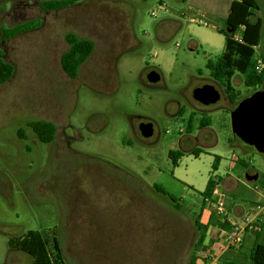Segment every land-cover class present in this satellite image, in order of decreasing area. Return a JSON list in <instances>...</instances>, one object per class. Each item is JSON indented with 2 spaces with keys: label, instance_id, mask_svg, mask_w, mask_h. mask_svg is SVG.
I'll return each mask as SVG.
<instances>
[{
  "label": "rangeland",
  "instance_id": "374dc122",
  "mask_svg": "<svg viewBox=\"0 0 264 264\" xmlns=\"http://www.w3.org/2000/svg\"><path fill=\"white\" fill-rule=\"evenodd\" d=\"M41 1L0 0V58L14 66L0 84V264H31L10 240L53 227L66 264H188L199 236L195 221L206 218L201 192L210 176L228 206L245 212L256 203L253 186L264 189V154L232 132L236 103L206 66L224 51L219 29L226 31L230 0H78L47 11ZM256 1L253 16L262 27L255 56L264 58V0ZM28 20L34 28L2 39L3 26ZM67 32L94 42L74 79L60 65ZM151 70L160 74L157 82L147 81ZM231 82L238 100L264 89V82L247 87L238 72ZM202 84L220 91L218 102L192 97ZM203 117L208 127L200 126ZM33 120L52 121L55 138L41 142ZM144 121L154 129L147 138L139 131ZM170 150L183 153L177 166ZM254 172L258 178L247 181ZM228 177L237 183L233 191ZM253 244L247 237L225 259L249 262Z\"/></svg>",
  "mask_w": 264,
  "mask_h": 264
},
{
  "label": "trees",
  "instance_id": "16d2710c",
  "mask_svg": "<svg viewBox=\"0 0 264 264\" xmlns=\"http://www.w3.org/2000/svg\"><path fill=\"white\" fill-rule=\"evenodd\" d=\"M78 0H43L40 7L43 10H58L73 5ZM256 0H233L230 4L228 15L225 19L226 31L219 29L224 35V51L215 62L208 61L207 67L214 80L224 87V92L231 103H237L238 92L233 87L231 79L238 72L243 76V82L247 87H257L264 82V69H257L256 48L261 39L262 20L257 17L251 20L253 11L258 9ZM35 20H28L18 23L11 27H2V39L7 40L19 33L34 28ZM240 30L242 40L237 41L233 38V34ZM65 41L68 45L67 49L60 56V65L66 75L70 78L78 76L81 65L91 56L94 50V42L90 38L80 37L73 32L65 34ZM14 72V66L8 61L0 58V84L8 81ZM210 124L207 117H203L200 121L202 128ZM29 126L36 133L41 142H51L55 138L56 126L52 121L33 120L29 122ZM187 131H192L191 120H189ZM21 132V131H20ZM192 152L199 155L201 149L194 148ZM183 155L180 150H170L168 153L173 166H177L179 158ZM220 156L215 155L212 162V170L218 169ZM242 164L243 161H241ZM214 182L210 176L207 180L201 196H209L212 192ZM155 189L160 193L167 195L174 202V198L169 195L160 185H154ZM204 204V203H203ZM196 226L199 231L198 239L194 246V253L188 264H196V253L202 248L207 230L210 225L219 224L213 214H210L207 223L200 221L197 217ZM224 226V225H223ZM258 234V233H257ZM10 245L22 250L31 256V264H66L63 249L58 236L56 227L46 231L29 230L21 237H15L10 240ZM220 264H240L230 262L222 256ZM241 264H264V246H253L250 252V261Z\"/></svg>",
  "mask_w": 264,
  "mask_h": 264
},
{
  "label": "built area",
  "instance_id": "2783aa9c",
  "mask_svg": "<svg viewBox=\"0 0 264 264\" xmlns=\"http://www.w3.org/2000/svg\"><path fill=\"white\" fill-rule=\"evenodd\" d=\"M151 15L155 16V12L152 11ZM185 17L193 22L207 24L198 16ZM233 38L237 41L242 40L240 30L233 34ZM256 59L257 69L261 71L264 69V61L260 57H256ZM212 179L214 182L212 192L209 196H202V202L204 203L205 209L209 212V216L213 214L219 224L209 226L207 233H210L209 239L211 243L207 245V242H205L209 240L206 235L204 241L205 247L196 253V264H220L222 256L227 250L241 247L245 235L261 231L264 221V202L261 201L255 203L254 210L251 214L244 215L240 221H237L229 209L226 194L220 187L219 179L216 175ZM253 188L256 191L260 190V186L257 184Z\"/></svg>",
  "mask_w": 264,
  "mask_h": 264
},
{
  "label": "water",
  "instance_id": "95a60500",
  "mask_svg": "<svg viewBox=\"0 0 264 264\" xmlns=\"http://www.w3.org/2000/svg\"><path fill=\"white\" fill-rule=\"evenodd\" d=\"M146 79L150 83L157 82L160 74L156 70H151L147 73ZM192 97L207 106L218 102L221 93L213 84H202L193 89ZM230 116L232 132L243 142L264 154V89L241 99L231 110ZM139 131L143 137H150L154 131L152 122H141ZM248 178L256 179L257 175Z\"/></svg>",
  "mask_w": 264,
  "mask_h": 264
},
{
  "label": "crops",
  "instance_id": "0c3cea01",
  "mask_svg": "<svg viewBox=\"0 0 264 264\" xmlns=\"http://www.w3.org/2000/svg\"><path fill=\"white\" fill-rule=\"evenodd\" d=\"M233 0H230V3H229V7H228V12H229V8H230V4H231V2H232ZM227 15H228V13H227ZM227 15H226V17H227ZM226 19V18H225ZM256 19V18H255ZM252 20H254V16H252ZM258 49V48H257ZM257 49H256V51H257ZM260 59L262 60V61H264V58H262L261 56H260ZM208 127V126H207ZM243 161V163H246L245 161L246 160H242ZM233 162V168H235V167H237L238 166V160L237 161H232ZM219 165V164H218ZM252 175H257V178H258V174L256 173V172H254V173H252V174H247V181H254L255 179H249L248 177L249 176H252ZM256 178V179H257ZM225 182H226V185H228L229 186V190L230 191H233L236 187H237V183L233 180V179H230V177H228V179H226V180H224ZM243 185L244 186H246V187H248V185L247 184H244L243 183ZM260 189H261V187H260ZM256 194H257V199L255 200L256 202H264V189H263V191L261 190V191H256ZM228 203V202H227ZM255 205V204H254ZM254 205H252L251 207H249L248 208V210H247V212H245L244 211V208L242 207V206H240V205H229L230 207H231V211H232V213H234L235 214V216H236V220L237 221H240L241 220V218L244 216V215H248V214H251L252 212H253V210H254ZM203 213H202V216H203V218H204V216H206V218H205V221H204V223L205 222H207L208 221V219H209V212L205 209V208H203ZM205 212H207V213H205ZM247 213V214H246ZM263 232H264V224H263V226H262V229H261V231H259L258 232V234L257 233H250V234H246L245 235V238H244V241H243V245H244V242H245V239L247 238V237H253L254 238V244H253V246L255 245V246H257V247H263L264 246V241H258L259 240V238H260V236L263 234ZM205 242H207V245H209L210 243H211V240L209 239V240H206ZM243 245H242V247H243ZM203 247H205L204 246V244H203V246H202V248ZM253 248V247H252ZM231 250H233V249H229V250H227L226 251V253L225 254H228V253H230V251Z\"/></svg>",
  "mask_w": 264,
  "mask_h": 264
},
{
  "label": "flooded vegetation",
  "instance_id": "af4514ba",
  "mask_svg": "<svg viewBox=\"0 0 264 264\" xmlns=\"http://www.w3.org/2000/svg\"><path fill=\"white\" fill-rule=\"evenodd\" d=\"M144 122H148V121H144ZM179 142H181V141H179ZM189 143H190L189 140H185V141H184V144H185V145H188Z\"/></svg>",
  "mask_w": 264,
  "mask_h": 264
}]
</instances>
